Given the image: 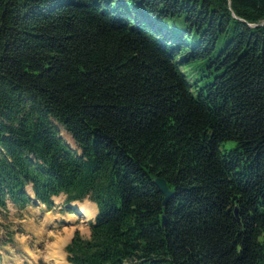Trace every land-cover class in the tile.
I'll return each instance as SVG.
<instances>
[{
  "label": "trees",
  "instance_id": "trees-1",
  "mask_svg": "<svg viewBox=\"0 0 264 264\" xmlns=\"http://www.w3.org/2000/svg\"><path fill=\"white\" fill-rule=\"evenodd\" d=\"M28 187L96 206L69 264H264V0H0V209Z\"/></svg>",
  "mask_w": 264,
  "mask_h": 264
},
{
  "label": "rangeland",
  "instance_id": "rangeland-1",
  "mask_svg": "<svg viewBox=\"0 0 264 264\" xmlns=\"http://www.w3.org/2000/svg\"><path fill=\"white\" fill-rule=\"evenodd\" d=\"M59 135L73 150H77L72 138L62 127H59ZM233 145V141L225 142L220 146V150H229ZM29 196L33 205L25 210H17L9 201L5 210L0 209V264H55V259L45 256L52 252L50 249L56 240L66 238L70 228H73V234L63 249L64 260L65 255L67 257L65 248L74 235L78 234L84 240L89 239V225L94 219L84 222L86 218L81 212L78 216L74 214V218L67 217L74 209L79 210L78 207H73L74 202L67 203L65 196L60 195L53 198L52 208L48 210L44 205L35 204L33 193ZM89 202L84 200L79 206L94 214L93 203ZM49 216L51 220L47 218ZM29 252L35 255L34 261L37 262L33 261Z\"/></svg>",
  "mask_w": 264,
  "mask_h": 264
},
{
  "label": "bare ground",
  "instance_id": "bare-ground-1",
  "mask_svg": "<svg viewBox=\"0 0 264 264\" xmlns=\"http://www.w3.org/2000/svg\"><path fill=\"white\" fill-rule=\"evenodd\" d=\"M28 191H30L31 193V195H32V190H31V188L30 187H28L27 188V192ZM29 194V193H28ZM84 202V201H83ZM85 202H89L88 200H85ZM76 203V204H75ZM75 203H73V207L74 208H79V212H81L83 215H84V217L86 218V219H84V222H90L91 220H93L94 218H95V216H96V207H95V205L93 204V206H94V214H91V213H89V212H87V210L84 208V207H81V206H79V205H81L82 204V202H75ZM89 203H91V202H89ZM92 204V203H91ZM82 216V215H81ZM67 217H72V218H74V215H67ZM83 217V216H82ZM49 220H51V216H49V217H47ZM89 219H91V220H89ZM89 220V221H88ZM72 221V220H71ZM70 230V233L69 234H67V236H66V238H64V239H58V240H56L55 242H54V244L51 246V249H50V251L52 250V252H50V253H47L46 254V256L45 257H50V258H53V259H55V264H68V262H67V260H66V255H65V260H64V253H63V249H64V247L66 246V244L68 243V241L70 240V238H71V236H72V232H73V228H70L69 229ZM68 233V232H67ZM58 238V237H57ZM56 238V239H57ZM29 254V256L33 259V261H34V257H35V255L34 254H32V253H28ZM38 258V257H37ZM58 261V262H57ZM34 262H37V260L36 261H34Z\"/></svg>",
  "mask_w": 264,
  "mask_h": 264
},
{
  "label": "water",
  "instance_id": "water-1",
  "mask_svg": "<svg viewBox=\"0 0 264 264\" xmlns=\"http://www.w3.org/2000/svg\"><path fill=\"white\" fill-rule=\"evenodd\" d=\"M154 184L157 186V188L165 195V200H164V205L166 204V202L168 201V199L170 198L171 194L168 191L167 187H166V183L164 180L156 178L154 180ZM36 205H39L38 201L35 200L34 201ZM73 212L78 216L80 215L79 211H77L76 209L73 210ZM0 237H1V227H0Z\"/></svg>",
  "mask_w": 264,
  "mask_h": 264
}]
</instances>
